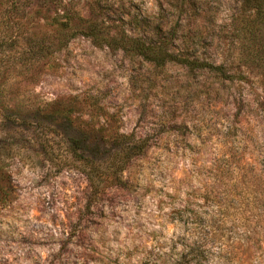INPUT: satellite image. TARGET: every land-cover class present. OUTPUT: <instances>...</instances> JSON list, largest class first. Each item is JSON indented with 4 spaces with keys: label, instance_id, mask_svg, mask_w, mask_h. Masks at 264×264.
<instances>
[{
    "label": "rangeland",
    "instance_id": "obj_1",
    "mask_svg": "<svg viewBox=\"0 0 264 264\" xmlns=\"http://www.w3.org/2000/svg\"><path fill=\"white\" fill-rule=\"evenodd\" d=\"M169 1L36 0L0 39V264H264V73L236 61L241 0ZM70 13L110 37L181 18L226 75L83 35L60 48ZM117 135L129 162L98 188L78 160L112 174Z\"/></svg>",
    "mask_w": 264,
    "mask_h": 264
},
{
    "label": "trees",
    "instance_id": "obj_2",
    "mask_svg": "<svg viewBox=\"0 0 264 264\" xmlns=\"http://www.w3.org/2000/svg\"><path fill=\"white\" fill-rule=\"evenodd\" d=\"M35 1L0 0V27H3V34H0V39L5 40V44L21 38L17 32L21 26L19 23L13 26L12 22L14 18L20 19L29 11L33 12L31 9ZM166 1L170 3L169 0ZM191 7L197 9L194 6ZM241 10L240 20L232 30L238 42L236 61H238L239 66L253 67L264 73V0H241ZM37 13H40L39 10ZM75 20L78 21V28H75L74 25L73 28L70 27V23ZM182 20L180 18L178 28L164 24L155 28L140 29L141 31L137 34H131L123 29L118 31L117 37H110L104 29L105 27L103 30L97 22L81 20L73 13L66 16L62 15L61 18L57 17L53 22L56 26L57 45L60 48L66 46L69 40L77 35H83L91 38L97 46L106 45L110 49L120 50L127 55L139 57L155 67L181 64L191 68V70L208 68L217 71L222 76L226 75V71L223 70L224 64L216 67L200 60L198 53L194 51L201 41L199 29L197 28V31L193 32L186 31L183 28ZM141 27L143 26L141 25ZM13 29L17 31L13 32ZM41 44L38 42L37 46L30 52L31 56L29 57L37 60L44 56L46 49ZM262 113L264 117V103L262 104ZM114 139L116 142L121 141L123 148L120 150V154L113 158L112 167H114V171L112 174L107 172L108 169H104V163L103 165L96 162L89 164L86 159L78 160L85 168L84 170L88 171V178L95 181L98 188L112 185L119 180L118 178L123 175L126 164L129 162V146L134 143L135 135H117ZM135 145H137L136 141ZM138 145L140 152L143 153L146 149L144 139L138 140Z\"/></svg>",
    "mask_w": 264,
    "mask_h": 264
}]
</instances>
